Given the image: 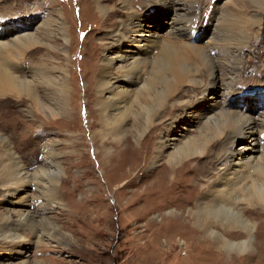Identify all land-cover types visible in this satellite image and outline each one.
Returning a JSON list of instances; mask_svg holds the SVG:
<instances>
[{"label": "bare ground", "instance_id": "6f19581e", "mask_svg": "<svg viewBox=\"0 0 264 264\" xmlns=\"http://www.w3.org/2000/svg\"><path fill=\"white\" fill-rule=\"evenodd\" d=\"M137 1L145 16L140 15L137 8L134 10ZM176 2L173 9H166L169 0H94L93 7H89L102 12L101 22L105 20L109 30L116 31L112 42L105 43L108 46L104 49L103 62L100 65L92 62L94 68L91 69L98 72L95 82L102 135H115L113 142L116 141V149L120 151L115 160L111 150H105L106 166L108 173L121 179L132 174L133 168H142L140 173L144 172V175L138 177L142 184L137 192L142 206L136 207L138 200L132 199L126 204L132 210L130 214H142V220H146L144 229L136 238H149L155 242L157 258L166 255V250L160 249V242L164 241L166 248H170L173 242L179 241L186 244V253L195 258L191 264H224V254L229 255L232 251L238 258L248 259L257 254L251 250L254 236L259 239L258 252L264 253V107L254 117L251 114L254 108L248 109V103L244 110H240L239 105L230 106V101L234 88L246 72L242 54L250 36L248 38L243 32L231 35V27L236 24H219L214 16L201 18L198 0ZM150 11H153L151 18L156 20L163 12L169 17L166 31L153 33V39L146 37L144 32L149 18L145 13ZM56 15L57 21L46 19L42 25L46 32L40 36L39 33H26L11 39L13 45L0 42V101L13 95L18 100L25 99L33 109L41 112H53L56 108L39 95L44 72L33 69L32 73L20 76L17 64L27 51L45 43L51 29L61 19L60 13ZM122 15H127L128 19L114 21ZM232 17V22H236ZM62 23L56 27L64 30ZM7 24V21H0V39ZM209 28L214 30L209 46L201 48L194 42L195 35L199 30ZM164 35L168 36L167 40ZM151 44L153 46L148 49ZM132 48L137 51L133 53ZM92 57V61L97 60L96 51ZM221 67L228 73L223 83L225 97L221 103L218 101L217 108L208 107L209 112L201 113L204 127L199 137L188 139L179 148L172 143L166 144V140L153 143V138L163 132L165 121L173 118L176 111L190 108L191 103L182 99L192 97L193 90L202 88L199 81L202 75L208 79L203 86L204 93L216 88V72ZM66 87L67 82H63L61 90L70 89ZM249 94L253 96L254 93ZM57 103L61 102L58 100ZM211 110L216 114L212 115ZM12 116L11 126L16 129L21 122L17 115ZM193 116L184 114L181 118L194 124ZM178 121L176 118L174 123ZM24 133H20L21 136ZM9 141L0 133V194L3 199H8V203L21 208L0 215L3 223L0 225V249L17 244L40 245L54 237L43 233L45 226L50 224L41 218L43 214L36 216L27 208L28 191L31 186L36 187L41 211L52 212L59 206L60 155L55 152L53 144L49 145L43 167L32 174L18 160ZM241 141L242 146L236 150V144ZM124 160L131 161L129 168L121 167ZM158 164L157 171L146 170ZM131 184L132 181L126 184L125 194L129 193ZM21 187V193L16 195L17 188ZM165 212L169 217L164 215ZM27 223H31L35 242L23 234V226ZM13 251L12 247L10 253Z\"/></svg>", "mask_w": 264, "mask_h": 264}, {"label": "rangeland", "instance_id": "374dc122", "mask_svg": "<svg viewBox=\"0 0 264 264\" xmlns=\"http://www.w3.org/2000/svg\"><path fill=\"white\" fill-rule=\"evenodd\" d=\"M198 1L201 18L208 19L214 16L219 24H236L235 27H231L233 28L230 31L231 35L236 36L243 32L248 38L250 36L246 42L247 48L242 54L243 62L246 63V72L242 74L238 85L234 88L230 106L239 105V109L244 110V106L248 103V109L254 108L251 114L256 117L264 107V0ZM93 2L94 0H0V21L8 23L4 26L6 30H3L4 35L0 42L5 41L13 45L14 38L26 33H39L40 36L42 32H46L42 26L47 22L46 19L57 21V13L61 15L58 23L63 22L66 29L56 27L58 23L54 22L55 26L45 43L27 51L17 63L20 66L18 69L20 76L32 73L33 69L44 72L45 78L42 88L38 90L39 95L49 100L47 104L56 105L54 111L41 112L33 109L28 101L18 100L16 99L18 97L13 95L7 96L6 101H0V133L8 141L10 140L9 143L16 157L30 173L34 174L38 168L43 167L49 145L53 144L55 152L60 155L59 206L53 208L52 212L41 211L35 186H31L28 191L26 205L33 214L36 216L43 214L41 218L49 221L51 225L45 226L43 233L47 237L53 236L54 239L40 245L17 244L0 249V264H191L195 258L186 253L187 246L184 242H173L170 248H166L164 241L160 242V249H165L166 255L159 259L156 256L158 248L156 249L155 242L150 241L149 238L141 240L136 238L137 233L144 229L146 220L144 218L142 220V214H130L132 210H129L126 201L138 200L136 207L142 206L137 193L142 184L139 178L144 175V172L140 173L142 168H133L132 174L122 179L113 173H108L104 158L106 152L111 150L116 160L120 151L116 149L118 147L116 141L113 142L115 135L107 133L102 135L104 131L99 119L95 82L98 72H92L91 69L94 68L92 62L98 65L103 62L104 49L108 46L105 43L112 42V35L116 31H110V26L105 20L101 22L102 12L97 8L89 9L93 7ZM176 5V0H169L166 9H173ZM134 10L144 15L139 1L134 3ZM145 14L149 17L144 28L146 37L153 39V33L163 34L166 31L169 17L165 12L158 20L151 18L153 11ZM232 16L235 17L236 22H232L234 21ZM127 19V15H122L114 21ZM206 30H199L195 35L194 42L201 48L209 46V38L214 32L212 28ZM5 35L7 36L4 37ZM164 38L167 40L168 36L164 35ZM151 46L153 44L148 49H151ZM94 51L98 54L96 61H92ZM132 51L135 53L137 50L132 48ZM216 76V88L210 89L209 94L204 93V87L208 82L206 75L199 78L201 90H193L192 97L182 99L191 103L190 108L187 111H176L173 118L165 121L163 132L159 137L157 135L153 138V143L166 140V144L172 143L179 148L185 141L199 137L204 127V117H200L201 113L209 112L208 107H216L225 97L223 83L228 78V73L224 67H221L217 70ZM47 77L51 79L48 80ZM63 82H67L69 90H61ZM186 91L191 90L186 88ZM249 93L254 94L251 96ZM52 97L56 99L52 100ZM203 99L204 102L201 103ZM56 100L61 103H57ZM29 109L31 112L26 113ZM214 113L216 114L214 111L211 112L212 115ZM13 114L17 115L21 122L16 129L11 126ZM184 114H194V124L183 120L181 117ZM176 118L179 121L174 123ZM20 133L24 135L21 136ZM242 143L241 141L236 144L235 149L238 150ZM175 151L176 149L171 153ZM212 160L215 161V157ZM126 163L124 160L120 164L121 167L129 168L131 161ZM158 166L159 164L146 170L153 173L157 171ZM129 181H132V184L129 193L125 194L124 188L128 186L126 184ZM21 189L22 187L17 188L16 195L21 193ZM0 192H2L1 188ZM3 198L1 195L0 215L14 208H21L17 204L8 203V199ZM164 215L167 216V213ZM41 218L38 217V221ZM2 224L0 220V225ZM23 228V234L35 242L31 223L25 224ZM258 242L259 239L254 236L251 250L254 254L257 253L255 256L248 259L242 256L238 258L237 253L232 251L229 255L224 254V264H264V253L258 252L260 251ZM12 247L14 251L10 253Z\"/></svg>", "mask_w": 264, "mask_h": 264}]
</instances>
